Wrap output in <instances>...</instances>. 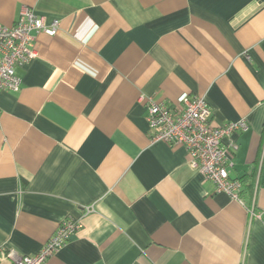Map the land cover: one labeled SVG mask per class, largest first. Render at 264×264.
Here are the masks:
<instances>
[{
	"label": "crops",
	"instance_id": "obj_1",
	"mask_svg": "<svg viewBox=\"0 0 264 264\" xmlns=\"http://www.w3.org/2000/svg\"><path fill=\"white\" fill-rule=\"evenodd\" d=\"M25 9L59 27L0 91V246L35 254L93 206L44 264H264V0H0V24ZM183 93L247 122L224 140L231 178L255 170L241 202L151 141L149 101Z\"/></svg>",
	"mask_w": 264,
	"mask_h": 264
},
{
	"label": "built area",
	"instance_id": "obj_2",
	"mask_svg": "<svg viewBox=\"0 0 264 264\" xmlns=\"http://www.w3.org/2000/svg\"><path fill=\"white\" fill-rule=\"evenodd\" d=\"M59 21L46 24L43 17L32 9H25L12 26L0 24V91L18 92L21 80L15 69L28 63L36 55L35 36L43 32L54 36ZM146 122L152 142L161 141L169 146H183L189 157L190 166L214 184L217 192H224L232 199H240L242 183L229 176L233 165L232 153L236 145L229 141L233 133L244 132L248 124L244 119L219 124L212 118V112L205 98L183 93L173 107L166 103L149 101ZM231 150V151H230ZM94 212L93 206L86 207L80 218L66 217L59 224L56 233L47 240L35 254H19L13 249L0 246V256L9 264H44L47 258L65 246L83 228V217ZM261 220L264 210L255 214ZM264 225V220H261Z\"/></svg>",
	"mask_w": 264,
	"mask_h": 264
},
{
	"label": "trees",
	"instance_id": "obj_3",
	"mask_svg": "<svg viewBox=\"0 0 264 264\" xmlns=\"http://www.w3.org/2000/svg\"><path fill=\"white\" fill-rule=\"evenodd\" d=\"M254 177L255 170H252L251 172L244 174L239 180L241 181L243 186L250 189L253 185Z\"/></svg>",
	"mask_w": 264,
	"mask_h": 264
}]
</instances>
